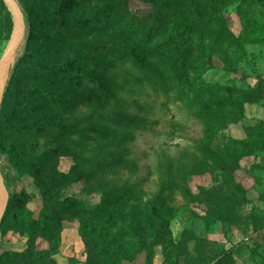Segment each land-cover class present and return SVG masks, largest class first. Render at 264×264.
<instances>
[{"label": "rangeland", "instance_id": "obj_1", "mask_svg": "<svg viewBox=\"0 0 264 264\" xmlns=\"http://www.w3.org/2000/svg\"><path fill=\"white\" fill-rule=\"evenodd\" d=\"M18 1L35 24L0 107L9 191L0 264H264V143L251 144L264 141L263 0H230L200 18L168 0ZM11 30L0 0V56ZM113 40L182 56L190 49L187 67L206 66L202 79L225 89L204 101L230 98L231 122L208 134L185 101L139 76L119 81L133 87L120 100L81 94L79 77L38 67L66 64L70 76L103 78L120 57L75 52ZM49 140L56 146L41 145Z\"/></svg>", "mask_w": 264, "mask_h": 264}, {"label": "trees", "instance_id": "obj_2", "mask_svg": "<svg viewBox=\"0 0 264 264\" xmlns=\"http://www.w3.org/2000/svg\"><path fill=\"white\" fill-rule=\"evenodd\" d=\"M44 3L51 2L50 0H40ZM172 8L182 9L184 8L186 13L192 18H200L204 15H215L225 9L230 0H168ZM264 5V0L261 1ZM54 5L55 3L52 2ZM27 23L35 24L34 19L30 15H26ZM47 23V22H46ZM46 30H49L47 27ZM166 39L163 46L168 47L173 43V39ZM208 50H210L208 48ZM204 52V49L202 50ZM182 55H174L164 49H157L156 47L146 44H125L118 40L111 42H105L102 45H94L89 48H80L75 53L78 54L80 59L83 56L96 55H114L121 59L120 64L116 63L114 67L107 66L106 71H109V75L103 78L90 75L87 72L74 71V74L70 76L69 67L66 64L57 65H40L41 70H47L50 72H61L62 74H68V82H73L78 78V83L81 87L79 92L83 94L85 90L92 88L94 92L102 95L106 98H115L125 100L123 93H127L128 88L133 89L128 83L121 84L119 81L123 78L126 79L130 76H139L144 79L145 85L152 89V91L164 93L166 98H169L170 94L174 95V99L185 101L184 109L193 118L197 119L203 127L206 128V132L211 134L210 127L212 124H226L231 121H227L226 117L230 116L233 101L230 98L219 99V101L206 102L203 95L210 90H225L219 87L217 84H211L202 79V74L206 70V66H202L197 61H192V66L187 67V58L189 57L190 49H184L181 51ZM208 52V51H207ZM74 53V54H75ZM186 54V55H185ZM123 70H120V68ZM124 67H126L124 69ZM78 73V75H76ZM9 85H7L8 87ZM118 86V88L116 87ZM48 98L59 100V97L54 94H49V91H45ZM67 92V91H66ZM135 94V93H133ZM6 96V92L4 94ZM4 99V98H3ZM80 99V96H79ZM245 101H247L245 99ZM64 102V101H63ZM100 123L95 122L90 125L89 128L99 126ZM40 127H59L56 122H44L39 124ZM66 131L77 134L80 129L77 127H68ZM117 140L122 143L129 141V135L117 134L115 136ZM264 141L253 142L251 144L262 145ZM46 148H53L56 146V141L49 140L41 144ZM37 148L39 145H35ZM129 162V161H124ZM114 164H109L107 168H113ZM104 203L100 204L94 209L92 216L101 212H104ZM8 208L6 209L7 212ZM5 212V214H6Z\"/></svg>", "mask_w": 264, "mask_h": 264}, {"label": "water", "instance_id": "obj_3", "mask_svg": "<svg viewBox=\"0 0 264 264\" xmlns=\"http://www.w3.org/2000/svg\"><path fill=\"white\" fill-rule=\"evenodd\" d=\"M2 2L12 16V30L4 51L0 56V107L11 71L17 59L18 52L25 42L28 30L27 18L19 1L2 0ZM8 201L9 191L0 174V226L7 209Z\"/></svg>", "mask_w": 264, "mask_h": 264}]
</instances>
